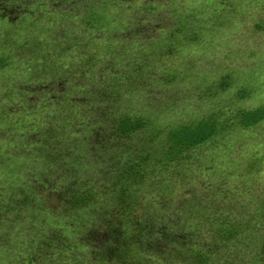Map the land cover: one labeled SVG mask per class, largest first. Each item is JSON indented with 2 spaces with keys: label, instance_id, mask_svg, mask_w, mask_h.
Returning a JSON list of instances; mask_svg holds the SVG:
<instances>
[{
  "label": "rangeland",
  "instance_id": "374dc122",
  "mask_svg": "<svg viewBox=\"0 0 264 264\" xmlns=\"http://www.w3.org/2000/svg\"><path fill=\"white\" fill-rule=\"evenodd\" d=\"M0 59V264H264V122L157 161L160 127L264 104V0H0Z\"/></svg>",
  "mask_w": 264,
  "mask_h": 264
},
{
  "label": "trees",
  "instance_id": "16d2710c",
  "mask_svg": "<svg viewBox=\"0 0 264 264\" xmlns=\"http://www.w3.org/2000/svg\"><path fill=\"white\" fill-rule=\"evenodd\" d=\"M153 61L155 60L153 59ZM0 64H2L1 59ZM151 71L154 72L153 68ZM147 77H145L143 80H148ZM227 84L228 83L224 76L223 81H221V85H219L220 89L218 88V91H221L223 87L225 88ZM118 119V124L115 125L114 128L118 131L117 134L121 137H125L127 140L134 138L136 140L135 142H138V144L140 143L142 148H146L150 143L156 140L155 137H157L159 131L153 132L149 129L152 123V118L147 117L146 115L124 114ZM260 122H264V104L251 110L237 109L234 111V114L227 119L224 117L223 121L216 120L214 117H203L180 126H175L172 124L166 125L168 127H165L164 130L161 129L163 128L162 126L159 130L162 131L161 135L163 134V147L160 152V158H158L157 161L161 163L160 165L162 167H166L168 165L172 166L176 164V161H178L179 158H186L188 156L187 152H189L191 149H194L195 147L205 143L213 144V142L216 141V138L225 136L231 129L230 127L233 128V126H236L239 129H243ZM132 150H135V148H132ZM145 159L148 158L143 156L142 160L144 161ZM134 161L135 158L130 160L129 157L128 160H126V162L123 164L121 167L122 172L118 174L116 179L117 181H120L119 190L116 193L114 190L112 191V193H115V196L112 195V197L117 198L120 201H125V199H128L133 205L138 203V198L134 196L135 192L132 189H143V183L146 181L145 177L148 175L155 177L159 171V169L155 170L151 167L141 169L137 168L139 163H135ZM132 195L134 198H131ZM91 197V195L74 194L70 200V204L81 206L86 204V202ZM128 205L130 206L131 204L129 203ZM178 236L179 237H177V239L181 238V240H184L183 244H189V241L185 239L187 238L185 235ZM260 247L261 258L264 260V240ZM124 248L126 249L127 253L132 254L135 252L134 250H129L127 246ZM190 249L191 248L188 245V250L190 251ZM202 262H204V260Z\"/></svg>",
  "mask_w": 264,
  "mask_h": 264
}]
</instances>
